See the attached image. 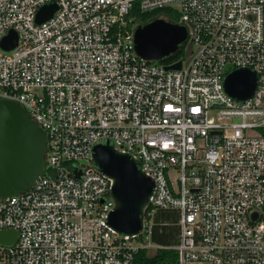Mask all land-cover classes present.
I'll return each instance as SVG.
<instances>
[{
	"label": "built area",
	"instance_id": "2783aa9c",
	"mask_svg": "<svg viewBox=\"0 0 264 264\" xmlns=\"http://www.w3.org/2000/svg\"><path fill=\"white\" fill-rule=\"evenodd\" d=\"M134 6L176 16L184 58L137 55ZM11 31L0 99L45 131L56 175L0 200V231L17 232L0 264H134L159 248L158 211L178 215V264H264V0H0V42ZM242 68L257 82L239 101L224 80ZM106 143L154 183L136 236L107 225L112 183L91 160Z\"/></svg>",
	"mask_w": 264,
	"mask_h": 264
},
{
	"label": "water",
	"instance_id": "95a60500",
	"mask_svg": "<svg viewBox=\"0 0 264 264\" xmlns=\"http://www.w3.org/2000/svg\"><path fill=\"white\" fill-rule=\"evenodd\" d=\"M55 10L54 4L42 7L36 22L48 20ZM186 38L184 26L155 19L136 28L135 51L144 60L158 62L174 55ZM16 44L17 36L11 31L2 39L0 47L11 50ZM180 67L178 61L165 68L178 70ZM256 82L255 72L236 69L226 75L224 89L231 98L244 101L253 95ZM47 147L45 131L25 109L17 102L0 99V200L29 190L42 174L56 175L55 169L46 167ZM91 160L112 183L114 208L108 217V227L119 234L138 235L143 229L153 181L138 168L134 158L107 143L94 146ZM16 240V231H0V244L12 245Z\"/></svg>",
	"mask_w": 264,
	"mask_h": 264
},
{
	"label": "trees",
	"instance_id": "16d2710c",
	"mask_svg": "<svg viewBox=\"0 0 264 264\" xmlns=\"http://www.w3.org/2000/svg\"><path fill=\"white\" fill-rule=\"evenodd\" d=\"M131 15L136 18L138 26H143L159 17L167 22L178 24L176 16L171 14L168 9H162L155 12L140 13L134 6ZM183 47H179L174 55H170L160 61L158 64L169 65L176 60L184 58ZM154 225L150 240L159 246L152 254L149 250H140L134 260V264H178V253L173 248L177 244L178 236V215L170 211H158L154 216Z\"/></svg>",
	"mask_w": 264,
	"mask_h": 264
},
{
	"label": "rangeland",
	"instance_id": "374dc122",
	"mask_svg": "<svg viewBox=\"0 0 264 264\" xmlns=\"http://www.w3.org/2000/svg\"><path fill=\"white\" fill-rule=\"evenodd\" d=\"M175 177H176V174L173 173L172 178H175ZM149 251H150V254H152L155 250H149Z\"/></svg>",
	"mask_w": 264,
	"mask_h": 264
}]
</instances>
